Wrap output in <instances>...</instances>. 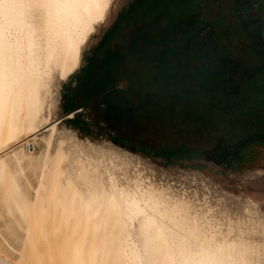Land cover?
<instances>
[{"label":"rangeland","instance_id":"374dc122","mask_svg":"<svg viewBox=\"0 0 264 264\" xmlns=\"http://www.w3.org/2000/svg\"><path fill=\"white\" fill-rule=\"evenodd\" d=\"M237 18L243 20L245 32L252 33L250 38L247 34L235 36L226 32L223 21ZM262 22L264 0H112L104 18L87 31L78 68L66 79L53 72L56 85L50 107L44 113L50 116V121L36 138L32 136L28 143L21 142L7 152L25 148L39 156L44 149L43 137L55 128V140L59 136L68 140L65 151L78 150L79 140L84 143L86 154L89 147L107 150L117 147L138 156L151 165L145 169L146 175L185 192L198 208L208 206L223 220L225 239L252 244V263L264 264V84L256 82L257 76L264 74V49L261 53L252 50L264 45V28L257 38L253 36L255 25ZM127 50L140 61L153 59V67L162 71L159 75L162 94L154 90L147 99L163 115L156 118L157 113L140 108V104L149 102H144V93L140 91L145 78L134 79L132 88H128L125 73L119 77L116 90L130 89L133 104L126 115L130 124L115 129L104 121V112L91 103L89 109L76 111H83L79 114L88 124L87 131L84 130L81 122H73L76 112H67V99L74 94L90 63L99 65L106 57L116 56L115 52L125 55ZM141 65H137L139 70ZM209 67L216 70L213 77L227 74L220 82L226 81L231 86L218 85L205 77L203 72ZM239 81H244L245 86H238ZM204 92H208L207 97ZM220 94L229 99L217 98ZM252 100L255 106H251ZM163 117L171 118L172 122ZM207 120L215 122L206 124ZM180 123L188 128L179 127ZM177 140L181 147H201V154L192 159H168V152L162 147L169 148ZM51 147L57 150L55 145ZM69 165L73 167L72 163ZM3 225L1 219L0 226ZM227 232L233 237L227 236ZM5 233L12 245L22 246L20 239L16 238L17 241ZM52 241L51 246L40 245L36 258L29 259L27 264H62L64 240L55 237ZM18 255L21 254L13 253L0 239V257L17 263Z\"/></svg>","mask_w":264,"mask_h":264},{"label":"bare ground","instance_id":"6f19581e","mask_svg":"<svg viewBox=\"0 0 264 264\" xmlns=\"http://www.w3.org/2000/svg\"><path fill=\"white\" fill-rule=\"evenodd\" d=\"M111 2L0 0V239L21 254L0 264H27L55 237L64 240L62 264H253L252 244L226 240L216 213L154 181L138 156L117 147L86 154L79 140L65 151L55 128L39 156L6 151L50 121L53 72L66 79L78 68L86 33Z\"/></svg>","mask_w":264,"mask_h":264},{"label":"trees","instance_id":"16d2710c","mask_svg":"<svg viewBox=\"0 0 264 264\" xmlns=\"http://www.w3.org/2000/svg\"><path fill=\"white\" fill-rule=\"evenodd\" d=\"M127 51L128 52L125 55L123 53L115 52L116 56H112L110 58L106 57L103 61L104 63H101L99 65H91L90 63L85 68L81 77L79 78L74 94L66 101V109L68 110V113H75L80 108L89 109V105L93 103L91 104L93 107L104 112V121L111 124V126L113 125L115 129H118L119 125L128 126L131 120H128V116L126 115L127 112H129V110L132 108L133 98L129 91L130 89L122 91L116 90V85L119 77H123L122 75H124L125 73V79H127V81L129 82L127 86L128 88H132L134 79L138 77L145 78L146 82L140 88V91L144 93V102H147L146 100H149L147 99V96L151 91L156 90L158 95L162 94V89L160 86L161 78H159L161 77L159 75L162 71L156 69L157 67L155 68V66L153 67L151 63H154V60H142V62L138 60L136 56L133 57L131 51ZM132 57L134 61L131 60ZM139 63L142 64L140 66L141 70H139V68L137 67ZM135 66L137 68H135ZM188 105H190V102L188 104H185V106ZM140 108H145L148 109L149 112L157 113L155 110V104L151 103L150 100L149 102H147V104H140ZM82 112L83 111L76 112L72 119L74 123L79 124V122H81L82 124L80 126L87 131L88 124L85 122V120L82 119V116H80L79 114ZM162 115L158 112L156 118H161ZM163 119L169 123L172 122L171 118L165 119L163 117ZM208 122L214 123L215 121L207 120L206 124H209ZM178 126H186L188 128L187 125H183L181 123ZM94 129L95 128H92V130ZM162 150L168 152L169 155L167 154V158L172 161L192 159L199 156L202 152L201 147H181L179 146L178 140L175 141L169 148L164 149L162 147Z\"/></svg>","mask_w":264,"mask_h":264},{"label":"flooded vegetation","instance_id":"af4514ba","mask_svg":"<svg viewBox=\"0 0 264 264\" xmlns=\"http://www.w3.org/2000/svg\"><path fill=\"white\" fill-rule=\"evenodd\" d=\"M235 14H237V13H235ZM237 16H238V14H237ZM235 21L233 19L232 20H228L227 19V20L223 21V23L226 25V32H228V33L229 32H233V33H235V36H240V34L243 33V34H247L248 35V38H250V33L251 32L246 33L245 30H244V28H242V25H243L242 21L243 20L237 18ZM262 23L260 25L259 24L258 25H255V29L256 30H253V28L248 27L249 30H253L254 31V34H253L254 38H257V33L259 32L260 29L263 30V28H264V22H262ZM230 39H232V36H231ZM263 49H264V45H259L257 48H252L253 52H255V53H261L263 51ZM205 68H207V66H205ZM213 70H215V69H212L211 67H209L208 70H205L204 71L205 73L203 72V74L205 75V77H209V79L214 80V82H217L218 85L223 86V84H224V86H226L228 84V85L231 86V83H228V82L225 83L226 81L225 82L223 81L224 83L223 82H220L221 79L224 80L225 77H227V74L223 73V75H220L219 77H213L214 76V74L212 73V72H214ZM256 82H258L259 85L264 84V74L258 75L257 78H256ZM237 85L240 86V87H243V86H245V83H244V81L243 82L242 81H239ZM193 90L197 91L199 89L194 88ZM204 93L206 94V97H207L208 96V92H204ZM242 94H243V92H242ZM233 96L234 95H230L231 98ZM220 97H223L226 100L229 99L228 97L225 96V94H223V95L220 94L217 98H220ZM237 98H240V97H237ZM248 102H247V104H248ZM250 103H251V106H255L256 105V103L253 100Z\"/></svg>","mask_w":264,"mask_h":264},{"label":"crops","instance_id":"0c3cea01","mask_svg":"<svg viewBox=\"0 0 264 264\" xmlns=\"http://www.w3.org/2000/svg\"><path fill=\"white\" fill-rule=\"evenodd\" d=\"M41 129H42V128H41ZM41 129H40V131H41ZM40 131L35 132V133H33V134H30L28 137L24 138L23 142H24V141H27L28 138L32 137L33 135H36V134L39 133ZM11 148H12V147H10L9 149H7L6 151L10 150Z\"/></svg>","mask_w":264,"mask_h":264}]
</instances>
